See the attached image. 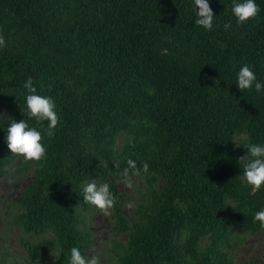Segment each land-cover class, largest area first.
Masks as SVG:
<instances>
[{
	"label": "trees",
	"instance_id": "1",
	"mask_svg": "<svg viewBox=\"0 0 264 264\" xmlns=\"http://www.w3.org/2000/svg\"><path fill=\"white\" fill-rule=\"evenodd\" d=\"M208 2L210 31L195 24L193 0H0V113L43 132L47 122L25 114L31 77L59 116L41 162L8 150L0 118V178L23 184L4 209L21 264H68L73 246L89 257L100 213L83 200L89 181L117 200L102 264H237L235 247L264 237L253 220L264 188L241 184L238 162L243 145L264 144V90L236 86L244 64L264 82V0L244 24L233 0ZM128 159L150 175L125 190Z\"/></svg>",
	"mask_w": 264,
	"mask_h": 264
},
{
	"label": "clouds",
	"instance_id": "2",
	"mask_svg": "<svg viewBox=\"0 0 264 264\" xmlns=\"http://www.w3.org/2000/svg\"><path fill=\"white\" fill-rule=\"evenodd\" d=\"M194 11L196 13L195 24L206 31L213 28L214 13L208 0H193ZM198 9V11L196 10ZM232 14L236 18L237 24H244L255 18L260 9L255 0H233ZM231 27V23L224 25L225 30ZM6 46L5 38L0 34V48ZM236 86L242 92L254 87L256 92L264 90V82L257 80L252 67L244 64L240 67ZM27 91L25 96V114L29 119H34L38 125L43 128L44 122H47L43 132L37 127L29 126L24 120L16 122L13 118L4 113H0V118L7 116L9 124L6 128L5 143L8 150L16 156L22 157L25 162H41L46 158V148L43 144L44 137L52 139L55 129L59 124V116L56 112V105L52 98L37 94V89L33 86V80L28 77L23 84ZM240 146L239 144H235ZM246 149V155L239 157L238 162L242 168V175L239 179L241 184L250 186L253 192L264 188V144L246 143L243 145ZM113 167L119 169L120 161L114 160ZM126 167L120 172L121 182L128 188H132L133 177L150 175L149 165L144 162L138 167L136 161L128 159ZM107 167V165H105ZM83 200L91 206H94L104 216L110 215L115 207L117 200L110 189L108 183H97L96 181L87 182L83 188ZM133 205H128L131 208ZM254 222L259 223L261 230H264V209L255 212ZM68 264H100L98 256L86 257L82 255L78 247H71Z\"/></svg>",
	"mask_w": 264,
	"mask_h": 264
},
{
	"label": "rangeland",
	"instance_id": "3",
	"mask_svg": "<svg viewBox=\"0 0 264 264\" xmlns=\"http://www.w3.org/2000/svg\"><path fill=\"white\" fill-rule=\"evenodd\" d=\"M27 181V180H26ZM23 184L6 183L4 177L0 178V261L2 259L16 260L18 264L22 263L24 257L22 246L19 241L17 243V233L6 225L7 217L5 215V207L7 203L12 200L22 188ZM122 186L116 185V189L120 190ZM128 190L127 187L124 188ZM128 217H132L133 212L131 209L126 210ZM91 221V248L88 252L89 257L101 256L99 261L104 263L105 258L102 256L104 253L105 241L107 240L106 231L109 225L108 216L96 212L90 218ZM264 250V237L261 234L248 235L240 244L235 247L233 259L237 264H254L260 263L263 260Z\"/></svg>",
	"mask_w": 264,
	"mask_h": 264
}]
</instances>
